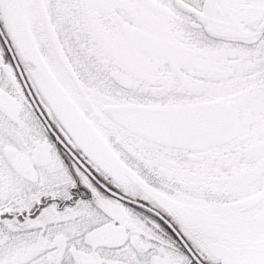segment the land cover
I'll return each instance as SVG.
<instances>
[{
    "label": "snow or ice",
    "instance_id": "1",
    "mask_svg": "<svg viewBox=\"0 0 264 264\" xmlns=\"http://www.w3.org/2000/svg\"><path fill=\"white\" fill-rule=\"evenodd\" d=\"M0 264H264V0H0Z\"/></svg>",
    "mask_w": 264,
    "mask_h": 264
}]
</instances>
